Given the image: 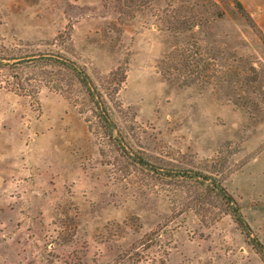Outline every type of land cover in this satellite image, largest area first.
<instances>
[{
  "label": "rangeland",
  "instance_id": "obj_1",
  "mask_svg": "<svg viewBox=\"0 0 264 264\" xmlns=\"http://www.w3.org/2000/svg\"><path fill=\"white\" fill-rule=\"evenodd\" d=\"M238 1L0 0V264H264V0Z\"/></svg>",
  "mask_w": 264,
  "mask_h": 264
},
{
  "label": "trees",
  "instance_id": "obj_2",
  "mask_svg": "<svg viewBox=\"0 0 264 264\" xmlns=\"http://www.w3.org/2000/svg\"><path fill=\"white\" fill-rule=\"evenodd\" d=\"M127 1H129V0H127ZM236 5H237V7H238L240 10H243L242 4H241L238 0H236ZM62 65H63V66H67V68L71 70V68H69V66H68V63H62ZM73 71H74V70H73ZM76 75H77V79H78L79 83H81V85H82L83 87L86 88V92L88 93V95H89V96H94V93L91 92V91L89 90L88 86L86 85V82L88 81V79H87V77L85 76V73H84V72H77ZM187 82H188V81H187Z\"/></svg>",
  "mask_w": 264,
  "mask_h": 264
}]
</instances>
